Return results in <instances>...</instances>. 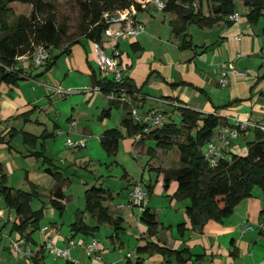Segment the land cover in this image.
Listing matches in <instances>:
<instances>
[{
  "label": "crops",
  "instance_id": "crops-1",
  "mask_svg": "<svg viewBox=\"0 0 264 264\" xmlns=\"http://www.w3.org/2000/svg\"><path fill=\"white\" fill-rule=\"evenodd\" d=\"M215 5L211 0H194L195 12L201 11L211 22L201 26L188 23L185 31L179 34L172 27V21L178 18L176 12L158 9L149 0L136 10V16L146 30L136 37L120 39L117 43L121 52L119 61L123 74L133 89L126 92V96L132 99L130 103L112 98L111 92L93 89L99 85L98 82H109L112 75H103L100 71L94 40L84 35L66 50L53 47L50 60L53 56H58L49 68L47 64L33 68L31 58L27 55V58L21 59L16 65L21 78L0 80V162L7 175L8 185L9 176L18 170L29 179L30 184L38 187L39 197L47 195L43 193L41 182H37L32 175L31 168H23L10 159L12 151L17 153L18 160L35 158L39 161L43 158L36 175L46 176L48 179L52 177V174L46 172L50 167L65 176V168L58 163L70 166L69 173L73 176L78 174L77 166L90 170L91 161L97 160L94 156L100 157L96 179H100L101 186L110 191L111 197L104 201V205L109 207L113 218L122 219V230L115 232L112 224L103 223L94 235L75 233L72 228L68 234L58 232L56 245L70 248L71 259H67L66 264H135L138 261L143 264H180L175 258L168 260L160 253H138L136 248L145 245L147 241L173 250L185 249L182 256L184 262L181 264H264V193L257 192L254 188L252 196L237 204L229 217L221 221L211 219L202 227L193 226L186 211L191 204L190 199L177 200L173 196L178 186L177 181L165 188L163 178L160 179V174H164L162 171L167 167L158 164L156 156L163 150L155 148L156 142L151 138L144 137L139 142L135 141L123 123L127 110L117 113V108L127 104L128 108H136L141 114L160 110L165 116H171L172 113L179 112L178 107L182 106L204 115L215 114L223 122L216 128L214 140L218 139L215 135L222 125L233 124L236 120H250L264 127V10L257 19L251 20L248 17L249 7L242 0H235V11L243 14L238 21H232L229 15L215 12ZM239 35L241 39H237ZM102 41L105 46H109L104 36ZM231 65L245 71L246 75H236ZM223 76L228 79L227 85L220 82ZM106 110H109L108 115L104 114ZM34 115L35 118H32ZM74 122L75 128L71 129ZM29 123H34V130H28ZM256 128L264 133V128L250 126L241 134L245 136L246 146L238 143L236 147V139L230 146H222L224 156L230 158L232 154H247V143L254 139ZM110 129H117L122 134L119 150L113 156L101 144L102 134ZM20 132L34 136L36 140L29 138L28 142L24 135L21 139L23 145H18L17 148L13 146V140L20 137L17 134ZM63 137L60 146L64 155L62 154L60 162L56 160L59 153L56 142ZM69 137L75 141L84 140L86 146L80 149L86 148L83 151H87L78 155L81 152L78 151L79 148H71L66 144ZM122 147L135 157H145L147 154L150 157L145 160V164L141 163L139 180L125 171L119 177L120 181L125 182L121 184L124 186L120 182L113 186L110 184L112 180L107 177L108 171L115 163L123 165ZM49 158L51 162L46 161ZM105 167L107 170L103 169ZM155 168L162 169L161 173L154 172ZM69 178L71 181L72 178ZM139 184L147 195L141 203H133L127 198ZM28 186L31 190V185ZM55 186V181L50 183L51 189ZM87 189L85 188V192ZM63 190L66 209L70 194H66L65 186ZM51 195L52 192L48 197L51 198ZM0 198L3 199L2 196ZM84 199L83 208L75 211L73 221L69 224L71 227L77 218L76 213L85 209V193ZM127 205L135 206L129 211L132 218L129 223L124 214L128 212ZM112 207L117 211L126 210L115 214ZM145 208H149L157 217L155 235H149L148 225L142 221ZM4 210L1 211L0 221L3 223L6 219V222L1 231L10 224L12 231L13 222L9 223L11 211L6 204ZM49 210L55 220L57 209L52 207ZM59 214V219H62L63 213ZM82 219L90 225H97L95 218L88 213ZM52 223L54 225L56 222ZM52 223L48 221L42 225ZM249 223L253 228L245 230ZM106 225L113 227V232H107L109 244L103 238H98V233ZM33 232L29 230L23 235H17L20 236L19 241L24 245V250H31V255L25 252L23 254L32 257L38 264L40 256L44 260L46 250L40 244L42 241L33 238ZM76 237H80L83 242L82 248L77 244ZM92 239L98 241L101 260L95 254L88 255L86 252L84 244ZM73 240L76 248L70 244ZM34 246H37L35 250Z\"/></svg>",
  "mask_w": 264,
  "mask_h": 264
},
{
  "label": "trees",
  "instance_id": "trees-1",
  "mask_svg": "<svg viewBox=\"0 0 264 264\" xmlns=\"http://www.w3.org/2000/svg\"><path fill=\"white\" fill-rule=\"evenodd\" d=\"M15 1L27 2L31 5L29 15L16 16L14 21L10 17L14 10L10 6ZM148 0H81L79 14V36L68 41L67 23H58L55 16L56 4L50 0H0V75L1 81L18 79L20 70L16 69L20 57L31 55L34 46L44 44L56 49L66 50L73 43L77 42L80 36H87L94 41H102L104 25L100 22L105 11H136L145 5ZM216 3L215 12L229 15L235 12V0H211ZM249 7L248 17L251 20L257 19L264 10V0H242ZM179 2V3H177ZM194 0H169L166 10L177 13L178 18L172 21L173 31L177 34L184 32L188 23L206 25L211 22L200 12H195ZM185 43V42H184ZM58 55L49 60L47 67L52 66ZM12 69V70H10ZM96 78V77H95ZM98 82L102 90L111 92L117 87H124L132 91L128 78L124 77L122 83ZM126 115L123 123L128 128V134L135 136L141 133L144 126L135 123L131 117V108L125 104ZM182 121L178 125L169 120L164 125L153 129L141 140L151 138L156 146L162 150H171L175 147L179 150L180 157L178 168L160 169L164 172V186L169 188V180L177 181V189L174 197L177 200L189 198L190 206L186 211L193 226H203L209 220L221 221L229 217L235 210L236 205L251 195L255 185L264 190V133L256 128L255 137L247 143V154H232L230 158L221 156L217 163L212 165L206 157L201 146L209 142L215 130L222 124L220 116L215 114H202L187 107H178ZM109 114V110L104 112ZM247 130V129H246ZM243 130L240 132L246 131ZM239 135V136H240ZM25 140L35 139L34 136L25 133ZM30 138V139H29ZM122 134L117 129L106 130L101 136V144L109 155H116L119 150ZM51 162V159H46ZM46 172L52 174L56 180V186L52 190L49 200L50 205L63 213L66 198L64 186L67 180L63 174L54 171L51 167ZM31 190L24 191L8 185L7 175L4 172L3 164L0 162V196L4 198L6 207L14 211L16 219L12 224V231L25 234L29 230L35 231L40 227V221L44 215V206L38 210L31 207L33 199L39 197L38 187L30 184ZM111 197L109 190L102 186H92L85 192L86 204L83 211L77 212L72 231L85 235H94L99 225L110 223L114 226L115 232L122 230L121 218H113L109 207L104 201ZM88 213L95 218L97 225H90L83 215ZM142 221L148 225L149 235L157 232L158 220L156 215L145 208L142 212ZM138 253H160L168 260L175 258L180 264L184 262L183 250H173L168 247L147 241L145 245L136 248ZM1 264V263H0ZM135 264H143L141 261Z\"/></svg>",
  "mask_w": 264,
  "mask_h": 264
},
{
  "label": "rangeland",
  "instance_id": "rangeland-1",
  "mask_svg": "<svg viewBox=\"0 0 264 264\" xmlns=\"http://www.w3.org/2000/svg\"><path fill=\"white\" fill-rule=\"evenodd\" d=\"M50 1H52L53 3L56 4L55 16H56L57 22L60 23V24L65 23V22L67 23V28H68L67 40L70 41L73 38L79 36V14H81V11H80V1L81 0H50ZM10 6L12 7V9L14 10V13H15V14L11 15L10 21H14L16 16L29 15L31 13V8L32 7L27 2L15 1V2L11 3ZM241 14H243V12ZM34 49H35V46H34ZM20 64L21 63H19V65ZM33 68H35V66H33ZM37 68L38 67H36V69ZM110 75H112V74H110ZM0 77H1V75H0ZM124 106L120 107V108H117V113L120 110H122V112H124L126 110V108L124 109ZM141 113L142 112H140V114ZM32 118H35V115L32 116ZM167 120H169L171 122H175L176 124L179 125L181 123V121H182V116H181V114L179 112H174V113L171 114V116H168V115L166 116V121ZM35 127L36 126H34V123H29L27 125L28 130H30V129L34 130ZM17 134H20L21 138L20 137H16L13 140V146H15V147H17L18 145H20V146L23 145L21 139H23L24 135H25L23 132H20V133H17ZM69 138H71V137H69ZM63 140H64V137L60 138V140H58V142H56V147H58V145H59V149H58L59 153H57V155H56V156H58L56 160H60V162H61V156L64 155V151H61L62 147L60 146V142H63ZM235 140H236V147H238V145H237L238 143H241L242 145L246 146V144H245L246 143V139H245L244 135L243 136L240 135V136H238L236 138L231 139V142L235 143ZM137 142H139V141H137ZM215 144L220 147L221 146V141L219 139H216L215 140ZM39 145L41 146L40 142H39ZM156 147L157 146H155V148ZM85 149L86 148L78 150V151H81L80 154H78V155H82L84 152H86L87 150L83 151ZM201 149L204 152H207V150H208V142L203 143L202 146H201ZM77 153H79V152H77ZM0 154H1V151H0ZM10 155H11L10 159L13 162L16 161L19 166H23V168H31L32 169L31 173H32V175L34 177H36L35 180L37 182H41V185L43 186L42 190L44 192L42 190L41 191L43 193H45V195L47 194L46 196H41L40 195L41 197H39L37 199L35 198L32 201V207L35 208V209H39L40 207L44 206V215H43V217H42V219L40 221V225L43 226L42 224H44V223H46L48 221H50V223L56 222V223H54V225L57 226L58 232L60 234H62V232L65 233V234L70 233L69 229L72 228V227L69 224H71V222L73 221L76 209H78V208L81 209L84 206V203H85V199H84L85 188H89V187H92V186H98V187L101 186V182L99 181L100 179H96V177H98V174H97L96 171H97V167H99V160L98 159L100 157L98 155L94 156V159L96 158L97 160L93 161V162L91 161L90 170L89 169L85 170V168L77 166V168L79 170L78 174H74L73 176H71V174L69 173L70 170H71L70 166H67V164L64 165L62 163H58V164H60V166L65 168L64 171L66 172V174H65L66 177L64 176V178L68 182L67 184H65L66 194L68 193V195L69 194L70 195L68 196L69 201H68L67 208L64 209L63 214H62L64 219L63 218L59 219L60 218V214H59V212L57 210V218H55V220H54V219H52L53 216L51 214H49L50 213L49 209H51L52 206L49 203L47 204V201L50 200V198L48 197V194H50L52 192V190H53L50 187V183L51 182L53 183V181L56 182V180H55V178H52L53 177L52 175H51L52 177L50 176L51 179H48L46 176H44V177H38L37 176L38 175L37 171L39 169V165H41L43 163V158H41V160H39V161H37L35 158H28V159H24L23 158L22 160H18L17 159V153H15L14 151H12V153ZM13 156H15V158ZM157 156H156V160H157L158 164H161L162 166L167 167V169L170 168V167L171 168L180 167V163H179V159H178L179 156H180V153H179V150L177 149V147H175V148H173L171 150H163V152L162 153L160 152L159 155H157ZM149 157L150 156L148 154L145 155V157H143L142 155L138 156V157H135L131 152L130 153L129 152H125L124 148H123L122 159L124 160V162H121L123 165H121V164L120 165H116V163H115L113 166H111L109 168V171H108L109 172V174H108L109 176H107V177L112 180V181H110L111 182L110 184L113 185V186H116V184H118V182H120V185L124 184L125 182L120 181L119 177H121V174L124 173L125 171H129L130 174H132L133 177L136 180H139V178L141 176V173H142V167H141L142 164L141 163L145 164L146 163L145 160L149 159ZM3 160H5V159H3ZM42 169H44V167H42ZM103 169L107 170L106 167L103 168ZM91 170L93 172H91ZM154 172L161 173V170L159 168H155ZM67 176L72 178L71 181H70V178L67 177ZM162 178H163V180L165 178V175L163 173L160 174V179L162 180ZM28 180L29 179L27 177H24V174H20L18 172V170H17L15 172V174H11L9 176V185L10 186H16V187L22 188L24 190H30L29 189L30 187L28 186V184L30 185V182ZM174 181L175 180H172V179L169 180L170 183H175ZM18 184H20V185H18ZM104 186L106 187V184ZM121 186H124V185H121ZM131 187L134 188L135 186H131ZM254 188H255V191H257V192L258 191L259 192L262 191L264 193V190L262 189L261 186L255 185L253 187V189ZM253 189H252V191H253ZM128 191H129V189H128ZM254 194L255 193H253V195ZM126 196H127V193L123 197L126 198ZM250 196H252V194ZM3 199L0 198V219L2 217V212L1 211L4 210L5 204H6ZM127 199L130 200V196ZM132 202L136 203V201H132ZM127 207H128V212H124V214L126 215L125 217L128 218L127 219L128 220L127 223H129L130 219H132L130 217V215H129V211L131 210L132 207H135V206L127 205ZM114 208H115V205H114ZM138 208L139 207H137V209ZM112 209H113V207H112ZM113 210H114L115 214H121L126 209L123 210V211H117L116 209H113ZM4 214H6V212H4ZM10 215L11 216H9V217H10L11 221H9V223L10 222H14V219H16V214H15L14 211H11ZM5 217H6V215H5ZM48 218H49V220H48ZM63 221H64V224H62ZM5 222H6V219H5ZM5 222L2 223V221H0V263L1 264H37V263L34 262L32 257L25 256L23 254V252H16V250H14L12 245H13V243L15 241L19 240L20 236L17 235L18 232H16V231L12 232L11 231V224L8 225V227H5L4 228L5 230L3 229V231H1L2 228H3V224ZM130 222H132V221H130ZM126 228H128V227H126ZM108 230L109 231L111 230L113 232V227L111 225H106L98 233L99 234L98 238H100V239L103 238L104 241L107 242L106 244L110 243L108 241L109 237H107ZM128 231H129V229H128ZM11 233H12L13 238L10 239ZM14 237H16V238L14 239ZM33 238L35 240H37V241H42V242L44 241L45 235L43 234V232L41 230V227H39L38 229H36L33 232ZM76 241H77V244L79 245V247L82 248L83 247V242L80 241V237H76ZM35 247H37V246H34L33 250L36 249ZM74 247L76 248L77 246H74ZM83 250H84V248H83ZM40 255H41V253H40ZM39 258H40V260L38 262H40V263H38V264H66V260H67L66 257H55L52 253L49 252V250L45 251L44 260H43L42 256H40ZM27 259H31L32 262L31 261L28 262Z\"/></svg>",
  "mask_w": 264,
  "mask_h": 264
},
{
  "label": "built area",
  "instance_id": "built-area-1",
  "mask_svg": "<svg viewBox=\"0 0 264 264\" xmlns=\"http://www.w3.org/2000/svg\"><path fill=\"white\" fill-rule=\"evenodd\" d=\"M154 3V5L158 9H165L168 4V0H149ZM241 17L239 12H233L229 14V19L232 21H238ZM100 22L105 26L103 29V36L109 43V46H105L103 41H94V48L97 53V63L100 68V71L103 75L112 74V81L114 83H122L124 79L123 67L120 64V50H118L117 43L120 39L132 38L136 37L139 34L143 33L145 29V25L138 19L136 16V11L128 12V11H105L102 14ZM237 39H241V35L237 36ZM53 47L46 46L44 44H38L35 46L34 51L29 55L31 58L32 64L35 67H40L46 65L50 60V52ZM109 50V51H108ZM27 55L20 57L19 59L27 58ZM238 76L246 75L245 71H241L237 69L234 65L230 66ZM12 70V69H10ZM222 85H227L228 79L226 76H223L220 80ZM93 89L101 90L100 85H96ZM127 90L124 87L115 86L110 96L112 98H118L122 102H131V97L126 96ZM131 117L135 123H140L144 126L141 133L133 136L135 141H140L143 135H147L153 129L157 127H161L164 125L166 121V116L160 110H152L146 112L144 114H140L136 108L131 109ZM76 123L74 122L71 126V129L75 128ZM256 126L260 128H264L260 125L255 124L250 120H236L233 124L222 125L217 133L216 137L221 141V146H217L215 144V140L212 139L208 142V150L205 152L206 157L209 159L212 165L217 163L219 157L224 156L222 151V146H229L231 144V139L236 138L240 135V132L246 130L250 126ZM66 143L71 148H82L86 146V142L84 140L75 141L71 138L66 140ZM147 195V192L143 189V187L139 184L130 192V200L136 201V203H141ZM253 225L250 224L246 226L245 230L252 229ZM43 234L45 235V239L41 242V246L45 250H49L55 257H66V259H71L70 257V248H62L58 247L55 243L58 228L53 224H46L41 227ZM71 246H75V242H70ZM86 248V252L88 255L95 254L98 260H101L99 254L98 241L96 239H92L89 242L84 244ZM16 252H25L27 255H31V250H24V245L19 241H15L12 245Z\"/></svg>",
  "mask_w": 264,
  "mask_h": 264
}]
</instances>
